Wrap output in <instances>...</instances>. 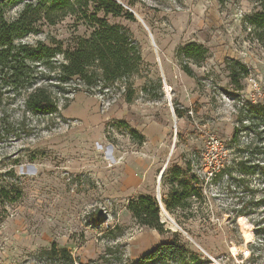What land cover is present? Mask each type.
Listing matches in <instances>:
<instances>
[{
  "label": "rangeland",
  "instance_id": "rangeland-1",
  "mask_svg": "<svg viewBox=\"0 0 264 264\" xmlns=\"http://www.w3.org/2000/svg\"><path fill=\"white\" fill-rule=\"evenodd\" d=\"M119 1L136 21L108 19L134 33L150 76L162 80L161 88L153 86L160 98L142 94L145 79L136 80L137 96L128 103L122 88L89 94L77 83L57 85L50 64L33 65L29 78L58 97V110L50 114L28 108L26 92L4 84L9 77L0 81V264H41L38 253L53 243L83 264H264V241L256 239L252 223L262 208L231 222L232 210L242 204L226 174L231 165L239 175L234 161L246 154L239 150L250 143L264 147V47L245 23L255 1ZM23 6H9L5 18L13 21ZM90 32L67 17L53 26L40 23L17 42L50 45L56 38L73 47ZM191 42L208 49L205 61L178 54ZM226 58L247 66L242 89L232 85ZM186 63L196 77L183 71ZM235 127L242 129L239 142L233 141ZM212 136L217 143L210 144ZM188 160L191 174L205 181L206 201L192 198L195 216L167 210L173 225L162 217L169 177L159 184L158 176ZM252 160L264 162V153ZM250 179L252 188H263L260 177ZM142 194L158 197L171 232L137 221L128 206ZM262 195L258 190L256 200ZM175 232L194 253L142 260ZM251 243L259 247L253 261Z\"/></svg>",
  "mask_w": 264,
  "mask_h": 264
},
{
  "label": "trees",
  "instance_id": "trees-1",
  "mask_svg": "<svg viewBox=\"0 0 264 264\" xmlns=\"http://www.w3.org/2000/svg\"><path fill=\"white\" fill-rule=\"evenodd\" d=\"M133 6L139 0H121ZM257 8L245 18L247 28L253 32L254 38L264 47V0H254ZM23 3L19 16L13 21L5 18L7 8L11 5ZM109 16L124 17L136 21L134 13L127 9L118 0H0V81L9 77L12 81L7 84L13 91L26 92L25 103L28 108L36 112L55 113L59 107L58 97L45 86H38L29 78L33 65H49L50 72H54L57 85L77 83L89 94L108 92L112 89H123L122 96L126 102L135 100L138 90L136 80L145 79L140 91L151 99H159L154 94L156 86L161 88V78H152L147 70L141 45L134 33L122 23H111ZM67 17H74L82 22L91 32L88 36H79L73 47L65 46L63 41L56 38L50 40V45L42 41L36 44L17 42L29 32L35 31L40 23L56 25ZM208 49L202 44L191 42L178 49L193 63L205 61ZM184 61V60H183ZM225 63L229 70L230 80L234 87L242 89V80L249 75L247 66L239 60L226 58ZM183 71L191 77L195 72L188 63L182 64ZM176 114L184 116V111L175 108ZM240 127H235L233 141L239 142ZM133 135H138L133 130ZM2 133L0 131V141ZM143 140L140 144H143ZM246 154L235 160L239 175L233 172L234 166L228 165L226 174L229 177V188L234 186L238 202L242 205L232 210L231 222H236L240 216L252 215L253 209L262 208L260 218L252 220L255 226V237L259 243L264 241V195L256 200V192L260 189L253 187L251 177L258 176L264 184V162H253L255 155L264 153V147L252 148L248 144ZM192 163L185 162V166L174 165L164 172L162 180L169 177V193L163 198L168 211L182 210L195 216L192 210V198L197 197L200 203L206 201L204 194V180L192 173ZM128 208L137 221L148 228L160 233L171 232L165 228L161 219L159 201L155 196L142 194L137 200H130ZM186 213V215L188 214ZM193 213V214H192ZM249 260L253 261L259 254V247L255 243L248 245ZM192 252L183 242L180 232L174 233V239L166 240L155 246L149 253L143 255L142 260L153 262L161 258H179ZM196 254V253H195ZM198 255V254H196ZM41 264H83L66 247L53 243L51 247L38 253ZM195 260H198L196 256Z\"/></svg>",
  "mask_w": 264,
  "mask_h": 264
},
{
  "label": "bare ground",
  "instance_id": "bare-ground-1",
  "mask_svg": "<svg viewBox=\"0 0 264 264\" xmlns=\"http://www.w3.org/2000/svg\"><path fill=\"white\" fill-rule=\"evenodd\" d=\"M161 174H162V172L158 176V182H159V179L161 177ZM162 217H163V220L168 221L170 224L175 225L174 219L172 218V216L170 215V213L167 211V209L164 206L162 207ZM247 252H249V251H247Z\"/></svg>",
  "mask_w": 264,
  "mask_h": 264
},
{
  "label": "built area",
  "instance_id": "built-area-1",
  "mask_svg": "<svg viewBox=\"0 0 264 264\" xmlns=\"http://www.w3.org/2000/svg\"><path fill=\"white\" fill-rule=\"evenodd\" d=\"M215 143H217V139H216V137H211L210 138V144H215Z\"/></svg>",
  "mask_w": 264,
  "mask_h": 264
},
{
  "label": "water",
  "instance_id": "water-1",
  "mask_svg": "<svg viewBox=\"0 0 264 264\" xmlns=\"http://www.w3.org/2000/svg\"><path fill=\"white\" fill-rule=\"evenodd\" d=\"M119 1V0H118ZM120 2V1H119ZM132 12V11H131ZM132 13H134V12H132ZM164 171H165V169H163V171H162V174H161V177H160V179H159V184L161 183V180H162V177H163V174H164ZM160 196V195H159ZM157 200H158V197H157ZM163 222V221H162Z\"/></svg>",
  "mask_w": 264,
  "mask_h": 264
},
{
  "label": "crops",
  "instance_id": "crops-1",
  "mask_svg": "<svg viewBox=\"0 0 264 264\" xmlns=\"http://www.w3.org/2000/svg\"><path fill=\"white\" fill-rule=\"evenodd\" d=\"M163 169H165V170H166V168H163ZM163 169H162V170H163ZM164 172H165V171H164Z\"/></svg>",
  "mask_w": 264,
  "mask_h": 264
}]
</instances>
